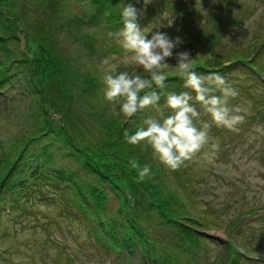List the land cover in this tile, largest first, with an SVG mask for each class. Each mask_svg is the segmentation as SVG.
Listing matches in <instances>:
<instances>
[{
    "label": "trees",
    "instance_id": "1",
    "mask_svg": "<svg viewBox=\"0 0 264 264\" xmlns=\"http://www.w3.org/2000/svg\"><path fill=\"white\" fill-rule=\"evenodd\" d=\"M83 1L0 0V192L3 191L8 204L20 206L23 200L38 195L42 186H53L57 192L68 195L63 200L64 210L70 211V216L86 218L90 223L89 237L108 256L127 264H187V257L203 249L197 228L205 225L202 216L192 214L188 207L192 199L186 183L189 174L185 169L184 174L157 163L164 175L173 178L176 189L170 182L169 187L156 182L159 173L155 164L151 167L152 178L137 182L138 173L131 168L129 159L134 158L143 166L147 164L145 152L152 150L143 143L130 145L123 136L125 129L132 133L142 126L154 108L138 112L129 120L122 115L111 116L110 105L105 102L106 109L98 101L104 100L97 90L100 78L93 71L83 74L76 58L59 45L61 27H67L65 33H75V26L76 39L91 53L93 45L89 42L90 34L83 31L84 26H98L103 19V23L119 25L121 18L116 7L125 1L93 0L87 17L67 15L75 12L73 4ZM32 10L42 12L44 17H29ZM73 22L76 25H67ZM214 42L209 40L205 52L192 56L198 74L218 73L238 87L244 97L264 89L259 79L264 76V67L256 62L255 54L249 57L248 49L232 47L221 58ZM255 45L259 46L254 51L264 46V37ZM196 53L193 50L191 55ZM64 59L72 66L70 74L64 68ZM68 76L72 78L70 83L66 82ZM167 76L166 88L155 89L162 93L159 102L168 92L177 93L184 87L176 72ZM88 90H97L95 97L86 98ZM165 112L170 114V109ZM262 114L256 112L258 116ZM54 153L70 157L77 167L69 165L65 170L58 166ZM56 171L61 176L54 177ZM70 171L72 174L68 175ZM108 197L119 201L120 213L104 207ZM137 215L140 220L152 221L159 233L165 227L168 230L160 234L162 237H151L144 233L145 228L139 227ZM118 223L121 235L116 232ZM135 248L139 258L131 252ZM181 256L185 259L179 260ZM237 258V254L229 255L228 264H235ZM224 261L219 264H225Z\"/></svg>",
    "mask_w": 264,
    "mask_h": 264
},
{
    "label": "rangeland",
    "instance_id": "2",
    "mask_svg": "<svg viewBox=\"0 0 264 264\" xmlns=\"http://www.w3.org/2000/svg\"><path fill=\"white\" fill-rule=\"evenodd\" d=\"M87 1L84 0L79 5L73 4L75 12L67 15L75 13L87 17L93 0ZM124 1L116 7L118 16L121 18L120 8L123 3H131L138 9V22L142 27L163 23L164 26L153 28L152 31L163 32L170 39L179 37L181 43L173 49L174 53L188 51L191 57H196L200 51L205 52L204 47L210 44L209 40H216L214 47L221 58L226 50L240 47L249 50V57L255 54L256 62L264 67V46L255 51L253 49L259 46L255 44L264 37V0H149L146 5L143 0ZM41 13L32 10L29 17L41 18ZM60 19L61 17L58 20ZM170 20L171 26H168ZM104 21L103 19L98 26H84L83 31L90 34L89 42L93 45L91 53H87L83 42L76 39L75 33L78 31L75 26L72 27L75 33H65L67 27H61L59 45L65 46L76 58L77 63L82 66L80 68L83 74L93 71L101 80L104 75L101 62L105 58H112L111 62L117 65L118 72L143 75L142 69L128 62L127 54L113 35L122 27V20L115 27L103 23ZM74 24L76 25L75 22L67 25ZM148 35L150 38L151 33ZM18 38L21 40L22 37ZM193 50H197L195 55H191ZM200 59L204 58L200 55ZM62 61L70 74L72 66L65 59ZM168 63L172 65L166 73L176 72L175 58H169ZM71 80L69 76L66 78L67 83ZM180 80L177 86L181 84ZM98 86L100 97H103L102 81ZM234 88L239 95L230 101V105L240 108L241 114L245 116L244 122L238 125L239 130L234 132L212 125L209 129V144L193 160L187 162L186 167L179 169L182 172L185 169L189 174L186 183L190 186L192 199L188 207L192 214L201 215L205 224L198 226V229L204 231L202 236L206 238L203 241L204 250L187 257V264H219L214 262V258L222 261L228 241L245 256L237 264H264V102H258L264 100V89L244 97L238 87ZM182 91H186L185 87H181L177 93ZM95 92L88 90L85 92L86 98L95 97ZM98 101L100 106L106 108V101ZM165 101L166 98L159 105L163 107ZM195 106L201 112L196 121L197 126L200 127L203 122L210 123V116L204 113L198 103ZM153 108L150 109L149 117L160 119V112L156 107ZM258 110L263 114L256 115ZM163 111L165 115V111L169 109L164 108ZM213 144H218L219 149L214 151ZM145 153L148 156L147 164L151 167L155 164L159 173L156 182L159 181L164 187H169L170 182L174 188V182L171 181L173 178L170 180L167 174L164 175L151 151ZM53 160L65 170L69 165L70 168L77 167L70 157L62 158L58 153H54ZM71 174L72 171L68 173ZM56 176L61 175L56 171L54 177ZM41 191L48 194H42ZM2 193L3 191L0 192V264H127L126 261L117 260L113 255L108 256V253L103 252V247L88 235L90 223L83 216H70V211L64 210L66 206L63 203L68 195L57 192L53 186H42V189H38V195L34 194L23 200L21 207L18 204H8ZM119 206V201L114 198L108 197L104 201V207L115 213H120ZM8 209L13 220L5 217L4 213ZM137 219L139 227L145 228L144 233L151 237L157 238L168 230L165 227L159 233L153 228L155 224L152 221L140 220L139 215ZM118 224L116 232L121 235V224ZM136 249L131 252L139 258L140 253ZM181 259H185L184 256L179 260Z\"/></svg>",
    "mask_w": 264,
    "mask_h": 264
},
{
    "label": "clouds",
    "instance_id": "3",
    "mask_svg": "<svg viewBox=\"0 0 264 264\" xmlns=\"http://www.w3.org/2000/svg\"><path fill=\"white\" fill-rule=\"evenodd\" d=\"M148 2L143 0L145 5ZM138 15V9L133 4L123 3L120 8L122 27L113 35L127 54L128 62L142 69L143 75L118 72L117 65L111 62L112 58H105L101 62L104 66V75L101 77L103 99L110 105L111 116L122 115L125 120L149 107H156L160 119L148 117L134 132L125 129L123 136L130 145L143 143L145 147H150L155 160L176 171L186 167L187 162L209 144V129L212 125L235 132L239 130L238 125L244 122L245 116L241 114L240 108L230 105V101L239 93L223 76L218 73L198 74L188 51L173 52L181 43L179 37L170 39L163 32L152 31L153 28L164 26L163 23L142 27ZM167 25L171 26V20ZM173 57L176 74L190 91L168 92L165 104L161 107L159 101L162 93L155 89L166 88V70L172 65L168 59ZM197 103L211 118L210 123L203 122L200 127L196 124L201 116L195 106ZM164 108L170 109V114L164 115ZM212 149L218 150L219 145L213 144ZM129 164L138 173L137 182H144L154 175L148 164L141 166L134 158L129 159Z\"/></svg>",
    "mask_w": 264,
    "mask_h": 264
}]
</instances>
